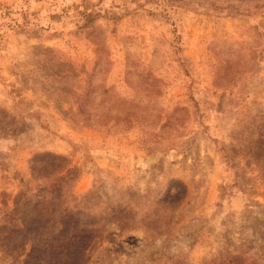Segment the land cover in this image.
<instances>
[{"label":"rangeland","instance_id":"1","mask_svg":"<svg viewBox=\"0 0 264 264\" xmlns=\"http://www.w3.org/2000/svg\"><path fill=\"white\" fill-rule=\"evenodd\" d=\"M42 215L30 264H264V0H0V228Z\"/></svg>","mask_w":264,"mask_h":264},{"label":"trees","instance_id":"2","mask_svg":"<svg viewBox=\"0 0 264 264\" xmlns=\"http://www.w3.org/2000/svg\"><path fill=\"white\" fill-rule=\"evenodd\" d=\"M42 199V198H41ZM54 201H57L58 198L55 197V199H52ZM27 203H24L23 206H26ZM47 205L45 203V201H41L38 203V206L42 207ZM17 207V202H15V209ZM15 214L20 215V213L18 211H15ZM59 219V220H58ZM47 217L45 215H42V217H40L38 219V222H34L31 223L29 220L23 221V228L22 229H14L11 226H3L0 228V237L2 234H6V236L2 237L0 239V247L1 248H7L9 247V250L14 252L15 249L17 248H21L22 250H24L26 248V246L31 245V249L29 250V252L26 254L25 260H24V264H30L32 257H33V252L36 251V249L34 248V246L32 245L35 238L30 237V234L32 235L34 232H32L33 228L31 225L33 224H39L38 226V230H41V233L39 234V236L43 237L47 234L48 229H51V226L49 225L48 221H47ZM63 217L57 218L56 219V225L52 228L55 229L56 226H58V224H60L61 226H63V230L62 232H59L58 235H60L61 233L63 234L66 231H69V227H67L66 223H62L63 221ZM50 233V232H49ZM61 234V235H62ZM57 241H60L59 236H57V238H55ZM54 241V239H53ZM45 241L42 242V245L44 244ZM47 247V246H45ZM50 249H54L58 250L61 247L58 246H48ZM51 255L55 256L56 259L58 260V257L60 254H58V252L55 251V253L53 251H51ZM19 256H14L11 255V258H18ZM35 259H39V262H41V264H46V262H44V258L40 259V257H35ZM55 264H67V262H60V263H55Z\"/></svg>","mask_w":264,"mask_h":264}]
</instances>
